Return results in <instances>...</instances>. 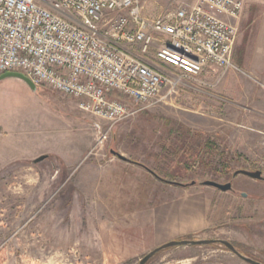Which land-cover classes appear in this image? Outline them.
Returning <instances> with one entry per match:
<instances>
[{"label":"rangeland","instance_id":"obj_1","mask_svg":"<svg viewBox=\"0 0 264 264\" xmlns=\"http://www.w3.org/2000/svg\"><path fill=\"white\" fill-rule=\"evenodd\" d=\"M244 1L240 20H229L238 21L241 34L233 55L238 70L215 69L200 77L201 84L186 81L175 92L165 89L151 106L113 126L48 89L33 90L16 77L0 80V264H103L81 254L79 239L86 230H72L69 222L72 196L80 190L76 178L87 164L83 161L69 181V172L53 153L71 143L89 144L80 159L98 169L111 158L118 160L110 153L115 151L164 180L187 185L186 196L207 201L208 228L197 237L228 241L242 255L264 264V182L232 176L248 170L261 171L264 177V47L255 46L254 34L250 36L251 20L264 14V0ZM195 4L196 0L139 1L148 19ZM154 57L151 48L148 58L156 65ZM185 135L207 141L210 147L198 149L197 163L184 158L175 168ZM43 155L47 159L33 162ZM204 181L230 182L234 191L203 187ZM178 187L173 194L177 199L182 193ZM82 201L80 195V205ZM86 213H76L84 227ZM147 264L247 263L214 244L167 249Z\"/></svg>","mask_w":264,"mask_h":264},{"label":"built area","instance_id":"obj_2","mask_svg":"<svg viewBox=\"0 0 264 264\" xmlns=\"http://www.w3.org/2000/svg\"><path fill=\"white\" fill-rule=\"evenodd\" d=\"M139 1L0 0V76L20 74L113 126L165 89L238 70V29L229 20L244 0H196L154 19Z\"/></svg>","mask_w":264,"mask_h":264},{"label":"crops","instance_id":"obj_3","mask_svg":"<svg viewBox=\"0 0 264 264\" xmlns=\"http://www.w3.org/2000/svg\"><path fill=\"white\" fill-rule=\"evenodd\" d=\"M258 18L251 20L250 36L254 34L253 44L262 48L264 14ZM238 21L233 23L237 29ZM239 39L241 34L237 41ZM88 145L80 147L78 144H66L53 153L69 172V181L75 178L78 167L86 160V168L76 178L80 190L72 196L69 211L71 229L86 230L79 239L78 248L82 255L103 264L122 263L139 260L170 241L189 237L200 239L197 236L208 228L207 201L186 196L185 189L188 187L180 186L182 193L177 199L173 195L176 185L168 180L161 181L145 169V165L135 161L111 158L98 169L95 164L88 163L86 158L80 159L84 157ZM161 191L164 195L162 199ZM169 191L172 195L166 197L165 192ZM80 195L82 204L85 202L86 206L80 205ZM80 211L82 214L87 212L86 227L76 219V213Z\"/></svg>","mask_w":264,"mask_h":264},{"label":"water","instance_id":"obj_4","mask_svg":"<svg viewBox=\"0 0 264 264\" xmlns=\"http://www.w3.org/2000/svg\"><path fill=\"white\" fill-rule=\"evenodd\" d=\"M11 74H14V75H11ZM15 75H19V76H15ZM6 77H16L18 79H21L24 82H26L33 90H36V87L33 84H31V82L29 80H27L24 76H22L20 74H17V73L4 74V75L0 76V80L4 79ZM110 153L112 156H115L122 161H129L128 159H126L125 157H123L122 155H120L119 153H117L115 151H110ZM45 159H47V155L40 156L39 158L35 159L33 162L39 163ZM145 169H147L150 173H152L155 177H157L161 181L164 180V179L158 177L157 174H155L153 171L149 170L148 168L145 167ZM237 175H244V176H246L252 180L264 181V177H263V174L261 171L237 170L233 173V177H236ZM170 183L173 185H176V186H180V187H186L187 186L185 184L176 183V182H170ZM201 184L204 187L214 188V189H217V190L224 192V193L233 191V187H232V184L230 182L225 183V184H220V183L215 182V181H204ZM193 185H195V182L191 183V186H193ZM243 197H246V195H243ZM214 244L224 246L228 251L235 254L237 257L242 259L247 264H262L256 260H253L252 258H250L248 256L242 255L232 243L225 241V240H217V239H194V240L184 239V240L170 241V242H168L162 246H159V247L153 249L152 251H150L149 253L144 255L138 261V264H147L156 254H158L159 252H161L163 250L176 248V247H198V246H209V245H214Z\"/></svg>","mask_w":264,"mask_h":264},{"label":"trees","instance_id":"obj_5","mask_svg":"<svg viewBox=\"0 0 264 264\" xmlns=\"http://www.w3.org/2000/svg\"><path fill=\"white\" fill-rule=\"evenodd\" d=\"M11 75H14V74H11ZM15 76H19V75H15ZM189 133H191V131H186L187 135H189ZM194 133L198 134L197 132H194ZM205 142H203L199 138H196V140L192 141V139L190 140L189 136L185 135L182 139L181 146L176 153V156L178 158V162H175L176 165H174V167L175 168L178 167L180 165L179 163H181L184 158H186V159L192 158V162L197 163L199 161V158H200V154H199L198 149L203 148V147H207V146L210 147L208 145L209 143H207V141H205ZM220 156H221V158H223L222 159L223 160L222 163H223L225 161L224 160L225 156L223 153H221ZM222 168L225 169L226 172L229 171L228 170L229 168L225 165H222ZM186 170H188V169H186ZM232 176H233V174H232Z\"/></svg>","mask_w":264,"mask_h":264},{"label":"flooded vegetation","instance_id":"obj_6","mask_svg":"<svg viewBox=\"0 0 264 264\" xmlns=\"http://www.w3.org/2000/svg\"><path fill=\"white\" fill-rule=\"evenodd\" d=\"M235 178V177H234ZM233 191H234V189H233Z\"/></svg>","mask_w":264,"mask_h":264}]
</instances>
